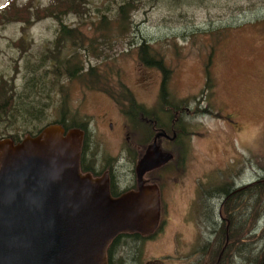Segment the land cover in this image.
Here are the masks:
<instances>
[{"label": "rangeland", "instance_id": "rangeland-1", "mask_svg": "<svg viewBox=\"0 0 264 264\" xmlns=\"http://www.w3.org/2000/svg\"><path fill=\"white\" fill-rule=\"evenodd\" d=\"M8 1L0 0V14ZM52 1L18 0L14 8L5 9L11 12L10 22L0 18V82H11L18 93L25 83L26 61L39 58L56 39L60 23L32 13L45 9ZM111 5L112 0H91L86 19L59 10L55 14L63 17L67 27L75 29L78 25L81 32L92 37L98 8ZM131 22L122 37L113 38L108 62L90 58L89 65L84 52L82 62L85 71L97 66L100 72H109V85L115 88L118 81L119 85L123 83L149 117L162 116V123L169 128L176 120L174 124L183 132L177 145L168 148L174 159L161 180L162 213L168 214V224L160 233L163 239L139 249L142 255L138 263L165 260L166 255L173 254L172 238L180 235L179 251L172 256L183 259L179 263L174 258L166 264H187L192 261L187 253L189 243L199 233L195 221L201 209L196 207L197 214L191 210L184 215L189 211L194 187L225 186L238 171L245 185L264 177V0H142L131 13ZM143 45L150 54L158 53L157 59L162 57L168 70L165 96L161 92L162 73L139 60L138 49ZM60 84L65 92L54 86L48 100L36 99L38 105L47 106L41 121L30 119L28 125L19 121L17 126L31 132L43 124L63 120L70 128L79 124L80 117H89V128L95 132L91 141L94 149L102 158L119 157L118 174L128 183L131 168L122 147L129 143L122 141L118 133L107 136L99 119L103 113L113 112L114 102L106 94L88 90L79 80L62 79ZM227 114L236 124L226 120ZM12 129L0 119V139L8 132L23 137ZM209 195L217 193L210 190ZM263 210L264 200L251 211L256 216ZM251 224L246 229L249 241L242 251L234 252L233 264H247L248 252L255 264L261 258L264 212L256 224ZM200 250L197 255L207 259L208 253ZM136 254L133 250L132 255Z\"/></svg>", "mask_w": 264, "mask_h": 264}, {"label": "water", "instance_id": "water-1", "mask_svg": "<svg viewBox=\"0 0 264 264\" xmlns=\"http://www.w3.org/2000/svg\"><path fill=\"white\" fill-rule=\"evenodd\" d=\"M81 146L80 131L57 124L0 140V264H108L116 237L154 233L159 190L141 178L172 156L148 151L137 191L113 198L107 177L80 174Z\"/></svg>", "mask_w": 264, "mask_h": 264}, {"label": "trees", "instance_id": "trees-1", "mask_svg": "<svg viewBox=\"0 0 264 264\" xmlns=\"http://www.w3.org/2000/svg\"><path fill=\"white\" fill-rule=\"evenodd\" d=\"M17 1H8L4 11L0 14L2 21L10 22L11 12H6V10L16 5ZM141 2L142 0H112L110 7L98 8L97 23L91 26V30L93 31L92 37L90 34L87 36L81 32L78 29V25L75 29L67 27L63 24V17L55 14V11L59 10L62 11V14L70 12L80 18L85 17L84 19H86L89 17L88 6L91 0H53L45 9L32 12L35 16L44 15L42 19L51 17L57 20L60 23V27L55 41L51 44L52 46L45 49V52L39 58L35 57L26 61L27 75L25 76L24 86L21 89L22 92L18 93L17 88L12 87L13 84L11 82L9 85L8 81L2 80L0 82L1 122L6 121L9 128H13L12 130H17L23 134V137H19V135H13L8 132L5 134L7 139L18 143L27 136L33 137L37 135L43 128L52 124L61 125L66 131L70 130L69 125H65L63 120L53 121L51 124H43L42 127L34 129L31 132L16 124L20 121L28 125L30 119H35L37 122L41 121L47 106L45 104L38 105L36 99L43 98V100H48V94L54 86H58L61 89V93L65 92L63 86L60 84L62 79L69 81L79 80L80 84L83 82L88 90L104 93L120 106L122 102L129 103L128 108H123L124 111H128L129 113H137L143 110L123 83L120 82L119 85L118 81L116 87L113 88L109 85L111 80L109 72H100V68H97V66H89L87 71H85V64L82 62V52L87 53L89 57L87 64L89 65H91L90 58L100 60L102 63H106L111 59L109 52L112 51L115 44L113 38L122 37L129 30L132 25L131 13L138 9ZM60 5L61 7L58 8ZM26 7H23L20 11H24ZM25 23L28 24V21H25ZM85 46L87 47L85 48ZM157 54L155 52L150 54L148 48L144 45L138 49L139 60L144 66L152 67L162 73L164 82L161 85V92L165 96V82L168 70L163 65L162 57L157 59V56H159ZM116 75L119 77L118 71ZM20 128L23 129L20 131ZM263 200L264 177L247 185L242 192L240 191L236 195L231 196L228 200L230 202L228 211L231 212V230H235L236 228L244 230L245 228L247 229L249 223H252L251 225L256 224L260 220L264 210L256 216H254V212L251 210L253 207L260 206ZM224 212L226 211L224 210ZM262 231L264 232V229ZM113 247L114 241L107 249L108 264H115ZM246 255L247 264H255L250 258V252ZM221 261H224L223 256L220 263ZM263 262L264 249L261 252V260L256 264H262Z\"/></svg>", "mask_w": 264, "mask_h": 264}, {"label": "flooded vegetation", "instance_id": "flooded-vegetation-1", "mask_svg": "<svg viewBox=\"0 0 264 264\" xmlns=\"http://www.w3.org/2000/svg\"><path fill=\"white\" fill-rule=\"evenodd\" d=\"M113 104L116 105V107L113 105V112H105L99 116V119L101 124L105 127V134L107 136L118 133L122 141L126 140V142L129 143L127 146L123 145L122 147V151L125 153V159L129 161L131 168L129 171L130 180L128 183L118 174L117 159L119 157L116 158V156L105 155V158H102L94 149L91 141L93 135L95 136V132L89 128L90 126L88 123L90 120L87 119L89 117H80L81 120L79 124H72L69 129L78 130L82 133V146L79 160L80 174L83 176H90L92 179H99L104 176L107 177L110 195L116 198L124 193L137 191L139 184L137 168L148 151H156L159 155L171 154L168 148H174V146L177 145L183 132H181L179 126L174 124L176 120L172 121L169 128L162 123V116H160L161 119H159L158 116L149 117L144 108L137 113H129L123 110V108L129 107V103L122 102L121 106L115 102ZM225 118L227 121L236 124L233 122L234 120L231 115L227 114ZM153 148L155 150H153ZM173 157L172 155V159H174ZM170 162L144 173L141 178L142 184L145 186L157 187L161 196V180L163 179L164 171H167L170 167ZM240 178L241 172L238 171L235 178L232 177L229 183H225V186L210 187L198 184L194 187V197L190 201L189 211L184 215L188 216L191 210L197 214L198 211L196 207L201 209L195 221L199 233L195 234L191 243H189L191 247L190 251L187 253H190L189 256L192 257V261L187 264H198L202 258L204 260L199 264H233L232 258L234 254L230 253L242 251L247 241H249V239H246L247 236L250 238L246 228L244 230L237 228L231 230L230 228L231 212L228 211V206L230 205L228 200L231 196L236 195V193L242 192L247 186L242 184ZM210 190L217 193V195H209ZM224 210L226 212H224ZM167 216L168 214L162 213L160 202L159 223L154 233L148 236L122 234L116 237L113 247L114 263L140 264L138 263V259H141L142 254L138 252L139 249L143 250L147 245H156L160 243L163 239V236L160 235L163 230L162 228L168 224ZM179 236L180 235H174L172 238V245L174 247L172 251L173 254L179 251ZM199 249H201L200 252L203 254L208 253L207 259L197 255ZM133 250L137 251L135 257L132 255ZM123 254L127 255L123 256ZM173 254L166 255L167 258L165 260L157 259L146 262L145 264H166L169 260L175 258V256H172ZM222 256L224 257V261L220 263ZM163 257L165 256H162V258ZM175 259L180 263L183 256H177ZM260 260L261 258L259 261ZM262 264H264V262Z\"/></svg>", "mask_w": 264, "mask_h": 264}]
</instances>
